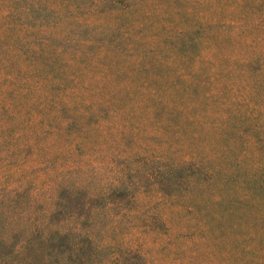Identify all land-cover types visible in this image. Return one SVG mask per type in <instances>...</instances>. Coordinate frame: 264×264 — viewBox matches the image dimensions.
Returning <instances> with one entry per match:
<instances>
[{
    "label": "trees",
    "instance_id": "16d2710c",
    "mask_svg": "<svg viewBox=\"0 0 264 264\" xmlns=\"http://www.w3.org/2000/svg\"><path fill=\"white\" fill-rule=\"evenodd\" d=\"M137 1L0 0V244L55 236L75 250L84 238L96 250L88 257L47 264H105L114 196L137 195L147 178L197 172L191 161L147 156L179 130H145L142 113L176 107L136 73L174 68L175 54L125 29L119 5L126 12ZM210 21L238 28L221 15Z\"/></svg>",
    "mask_w": 264,
    "mask_h": 264
},
{
    "label": "rangeland",
    "instance_id": "374dc122",
    "mask_svg": "<svg viewBox=\"0 0 264 264\" xmlns=\"http://www.w3.org/2000/svg\"><path fill=\"white\" fill-rule=\"evenodd\" d=\"M121 7L128 32L175 54L174 68L136 73L157 81L176 107L157 117L142 113L145 130H179L147 156L191 161L197 172L147 178L137 195L114 196L105 264H264V0H138L126 12ZM219 15L238 28H210ZM245 22L262 25L240 27ZM77 205L84 217L89 202L83 196ZM94 250L84 238L75 250L55 236L13 238L0 244V264H47Z\"/></svg>",
    "mask_w": 264,
    "mask_h": 264
}]
</instances>
